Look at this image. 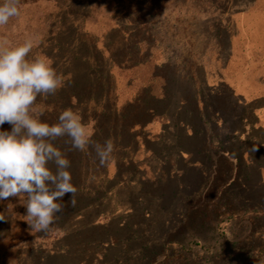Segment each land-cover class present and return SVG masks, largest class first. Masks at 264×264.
Wrapping results in <instances>:
<instances>
[{
    "label": "rangeland",
    "instance_id": "1",
    "mask_svg": "<svg viewBox=\"0 0 264 264\" xmlns=\"http://www.w3.org/2000/svg\"><path fill=\"white\" fill-rule=\"evenodd\" d=\"M21 4L0 36L64 77L42 121L78 110L116 149L57 140L75 207L44 233L0 200V264H264V0Z\"/></svg>",
    "mask_w": 264,
    "mask_h": 264
},
{
    "label": "clouds",
    "instance_id": "2",
    "mask_svg": "<svg viewBox=\"0 0 264 264\" xmlns=\"http://www.w3.org/2000/svg\"><path fill=\"white\" fill-rule=\"evenodd\" d=\"M22 7L21 0H0V28L18 17ZM33 49L32 37L10 46L0 36V128L11 125L10 131L0 130V200L26 197L25 221L32 231L47 233L63 212L57 201L71 193V206L76 204L71 162L56 141L67 137L74 150L91 148L101 165L113 158L116 146L111 137L93 141L78 110L63 109L53 124L42 121L44 110L37 98L54 96L64 77L49 57L33 55Z\"/></svg>",
    "mask_w": 264,
    "mask_h": 264
},
{
    "label": "trees",
    "instance_id": "3",
    "mask_svg": "<svg viewBox=\"0 0 264 264\" xmlns=\"http://www.w3.org/2000/svg\"><path fill=\"white\" fill-rule=\"evenodd\" d=\"M54 1H56V2H58V3H61V4H68V2H69V0H54ZM74 97H76V96H74ZM70 98H72L71 96L69 97V100H71ZM53 110V112L55 111V108L54 109H52ZM53 121V123H56L57 121H58V117H56L55 116V118L52 120ZM45 122V121H44ZM124 124H125V122H124ZM124 131H126V127H125V130Z\"/></svg>",
    "mask_w": 264,
    "mask_h": 264
}]
</instances>
